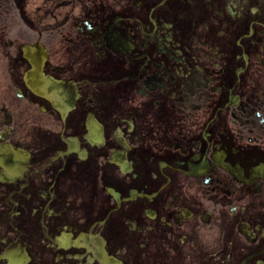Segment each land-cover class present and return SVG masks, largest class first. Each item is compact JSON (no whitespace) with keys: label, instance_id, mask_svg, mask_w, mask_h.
I'll list each match as a JSON object with an SVG mask.
<instances>
[{"label":"flooded vegetation","instance_id":"af4514ba","mask_svg":"<svg viewBox=\"0 0 264 264\" xmlns=\"http://www.w3.org/2000/svg\"><path fill=\"white\" fill-rule=\"evenodd\" d=\"M0 264H264V0H0Z\"/></svg>","mask_w":264,"mask_h":264},{"label":"water","instance_id":"95a60500","mask_svg":"<svg viewBox=\"0 0 264 264\" xmlns=\"http://www.w3.org/2000/svg\"><path fill=\"white\" fill-rule=\"evenodd\" d=\"M31 79L33 80V86H36L37 88L42 87V81L44 80L42 72L40 69H37L33 71L31 74Z\"/></svg>","mask_w":264,"mask_h":264}]
</instances>
